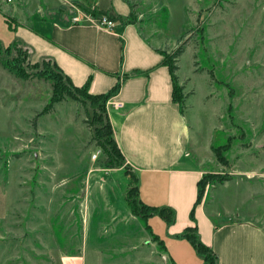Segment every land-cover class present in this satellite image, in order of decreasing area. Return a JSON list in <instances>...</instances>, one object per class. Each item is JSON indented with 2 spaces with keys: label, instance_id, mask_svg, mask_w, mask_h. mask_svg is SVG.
I'll return each mask as SVG.
<instances>
[{
  "label": "rangeland",
  "instance_id": "374dc122",
  "mask_svg": "<svg viewBox=\"0 0 264 264\" xmlns=\"http://www.w3.org/2000/svg\"><path fill=\"white\" fill-rule=\"evenodd\" d=\"M126 1V21L158 32L163 56L182 46L179 108L200 141L204 167L219 174L210 175L201 199L220 217L264 228V0ZM6 3L0 0L3 45L15 39ZM41 60L28 49L0 51V264H60L79 254L84 241L88 263L159 264L150 259L142 225L150 231L167 225L157 215L144 220L130 213L124 194L133 172L116 156L107 159L96 114L59 90L41 72ZM227 138L226 163H215L203 145ZM187 219L196 223L193 214ZM191 252L190 264H199Z\"/></svg>",
  "mask_w": 264,
  "mask_h": 264
},
{
  "label": "crops",
  "instance_id": "0c3cea01",
  "mask_svg": "<svg viewBox=\"0 0 264 264\" xmlns=\"http://www.w3.org/2000/svg\"><path fill=\"white\" fill-rule=\"evenodd\" d=\"M100 2L13 0L6 3L4 16L15 19L8 22L13 40L22 42L33 57L54 61L73 85L88 81L89 93H104L119 82L118 91L107 100L119 101L122 107L110 108L107 117L124 163L137 177L138 198L150 206H168L175 214L165 230L150 231V225L143 223L142 239L150 244L151 261L190 264L188 258L195 251L177 234L189 226L187 215L192 209L199 239L215 254L216 264H264V228L245 219L220 217L205 198L194 204L196 183L209 170L201 159L199 139L190 133L179 103L171 99L158 32L144 33L138 23L127 22L130 3L126 0H108L105 6ZM77 3L119 19L111 31L91 22L72 23L68 7ZM174 74L183 91L177 69ZM210 143L203 146L213 153ZM84 245L79 254L63 256L60 264H92L87 262ZM125 251L119 254L134 250Z\"/></svg>",
  "mask_w": 264,
  "mask_h": 264
},
{
  "label": "trees",
  "instance_id": "16d2710c",
  "mask_svg": "<svg viewBox=\"0 0 264 264\" xmlns=\"http://www.w3.org/2000/svg\"><path fill=\"white\" fill-rule=\"evenodd\" d=\"M77 0H73V3H76ZM80 9L84 11L85 13L90 14L92 17H97L101 14H105L109 19L115 20L119 19L118 16H108L104 10L97 9L95 7H90V5H84L81 3H77ZM8 23V21H7ZM9 24V23H8ZM10 27V25H9ZM13 48L16 52L25 55L26 50L28 49L22 42L19 40H13L12 42L8 44H0V51L2 49H9ZM182 52V46L178 45L176 49L168 56L164 55L162 57V63L166 65L170 82H171V99L174 102H177L180 104L182 96L180 93L181 86H178L176 83V76L174 74V71L177 69L176 66V59L179 56V54ZM41 64L42 69L41 72H46V76H52L54 79L55 84L58 86L59 90H62L63 92H67L73 97L79 96L80 99L88 104L90 107V110L94 112L95 115V121L98 122L96 124L97 129V139H101V136L105 138V140H102L99 142V146L103 149L104 153L107 155V159L116 156L117 160L120 161V163H123V157L121 156L116 143L112 136V130L110 123L108 121L107 114L104 111V104L105 101L112 95H114L119 88V82H116L112 88H110L108 91L104 93H89L88 92V81H86L84 84L80 86L73 85L68 77L64 75L60 69L57 67V65L49 58H41ZM40 64V65H41ZM48 64V68L45 67V65ZM4 67L9 69L10 71H13L17 74L13 69H11L6 64H3ZM229 108V106H228ZM97 112V113H96ZM94 117V116H93ZM229 141L228 138L226 142L219 146H212L211 150L214 154L215 159L220 162L221 164L226 163V159L223 156V152L229 149ZM120 163H115L120 164ZM219 175L216 173H204L201 175V177L198 179L196 185H197V193L196 198L194 201V204L198 203L202 197L203 194V188L207 183V180L211 178L210 175ZM133 187L130 189H127L124 194V199L126 201V204L129 207V211L132 215L137 216L139 218H143L146 220L148 217L152 215H157L160 217L163 222L168 225L173 222L174 220V211L169 208L168 206H150L145 203H143L137 195V177L133 173ZM222 180H225L226 178L223 176L221 177ZM190 215H192V209L190 211ZM145 228L148 229V225L145 224ZM177 236L184 238L186 241L189 242L191 247L194 249L195 253L200 255L201 257V264H216V257L215 254L210 250V248L201 242V240L198 237V233L196 231L195 224L185 226L182 231L177 234Z\"/></svg>",
  "mask_w": 264,
  "mask_h": 264
},
{
  "label": "built area",
  "instance_id": "2783aa9c",
  "mask_svg": "<svg viewBox=\"0 0 264 264\" xmlns=\"http://www.w3.org/2000/svg\"><path fill=\"white\" fill-rule=\"evenodd\" d=\"M6 2H12V0H6ZM72 8H73V14L70 16V21L72 23L91 22L108 31H111L115 26V22L109 19L105 14H101L97 17H92L90 14L83 12L77 7L72 6ZM105 106L107 108L119 109L122 107V103L119 101L112 102L106 100Z\"/></svg>",
  "mask_w": 264,
  "mask_h": 264
}]
</instances>
